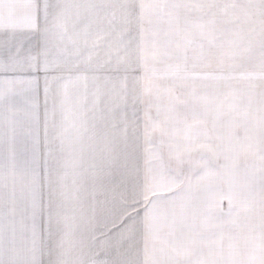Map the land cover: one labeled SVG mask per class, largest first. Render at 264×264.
I'll list each match as a JSON object with an SVG mask.
<instances>
[{
    "label": "snow or ice",
    "instance_id": "1",
    "mask_svg": "<svg viewBox=\"0 0 264 264\" xmlns=\"http://www.w3.org/2000/svg\"><path fill=\"white\" fill-rule=\"evenodd\" d=\"M0 264H264V0H0Z\"/></svg>",
    "mask_w": 264,
    "mask_h": 264
}]
</instances>
